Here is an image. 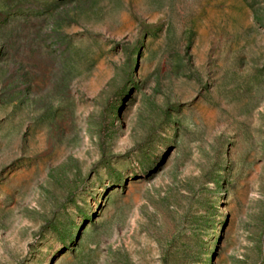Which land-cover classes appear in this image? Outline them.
Here are the masks:
<instances>
[{"label": "rangeland", "instance_id": "374dc122", "mask_svg": "<svg viewBox=\"0 0 264 264\" xmlns=\"http://www.w3.org/2000/svg\"><path fill=\"white\" fill-rule=\"evenodd\" d=\"M0 264H264V0H0Z\"/></svg>", "mask_w": 264, "mask_h": 264}]
</instances>
